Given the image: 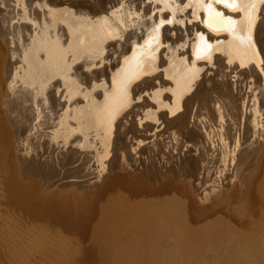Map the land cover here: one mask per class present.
Listing matches in <instances>:
<instances>
[{
  "label": "bare ground",
  "instance_id": "obj_1",
  "mask_svg": "<svg viewBox=\"0 0 264 264\" xmlns=\"http://www.w3.org/2000/svg\"><path fill=\"white\" fill-rule=\"evenodd\" d=\"M244 1L251 2V0H238V2ZM45 2L50 3V6L54 8L71 6L83 16L95 17L97 15L103 16L105 10L110 11L114 7H118L123 0H45ZM135 2L144 13L150 14L151 11L155 10L154 0H135ZM185 2H187V0H185ZM207 2L210 3L212 0H202V4H206ZM159 3L160 8L164 9L163 12H157V15L160 16V18H163L164 16L172 18V12L169 9L173 8L175 9L176 17L179 20V23L167 26L161 30L160 35L162 42L164 43L163 36L169 38L167 40L171 42L170 44H165L166 47L161 49L163 56L159 57L156 62L162 70H165L168 74L174 76L176 83L163 79L162 73L156 75L159 79L153 77L148 78L145 81L142 80L144 82H139V86H137V88L139 87L138 90H135L134 86L130 89L131 94L137 97L135 103L126 106L124 109H120L118 100L114 98L112 102V110L105 111L103 110L102 99V88L104 83L97 86L101 91L94 93L87 102L65 104L58 93L61 91V88H66L67 94L71 98L76 91V80L69 79L67 80V83H65V80L63 79L57 81V78L52 76L55 72L54 61L49 60L47 55L45 58L40 57V55H45L50 41L55 40L57 37L60 38L61 42L64 41V33L68 30L66 24H52L51 21H48L49 25L54 29L52 32H48L45 28L38 29L35 25H43L45 20L43 14L36 7L37 0H0V134L2 136L3 134H6L5 136L8 135L7 137L11 140L10 145L5 151L6 157L9 161L15 145L16 147H19L22 145L23 141L26 142L25 145H22L25 146L23 151L29 152L32 149L30 142L33 140V137L38 139L43 137L46 138L43 142L45 143V146L49 144L51 147H49V150L58 154L54 156V159L51 158L52 166H55V168H48L49 170L47 171L44 167L46 165L44 164H41V166L33 165L30 168L32 169L30 178L42 180L43 184L51 183V181H53L52 178L60 179L56 182L58 184L65 179L83 178L84 171L88 169H94L96 171L99 169L102 171L105 170L106 159H108L110 154H113L114 151V158L108 163L110 166L107 169L109 172L108 178L112 177V179L109 181L107 179L109 182L107 184L106 182H103L100 186L97 185V191L94 194V197L92 196L90 200H88L89 198L86 199L83 195L82 197L81 195L79 196V193L76 192V190H66L69 185L59 187V191L51 193L49 191L44 192V186L40 185L42 187H39V181L37 188L35 189V196L38 204L45 207L51 205L52 208L65 212V216L71 218L73 221L92 215L90 218L88 217V220L91 219V222L93 223H91L93 225V230L92 234H90L92 235V238H88V240H91L90 245L92 243V246L94 247L92 248L95 249L93 252L97 251L100 256V262H98L97 259L98 263L94 264H264V169H261L262 166L260 167L261 164L264 166L261 162L264 158L260 162L258 160L255 162L254 160L255 163L250 166H248V163L245 164L248 168V171L245 169V172L247 171L248 175L245 179L246 184L244 183V188L249 192L252 189L256 190L254 197H256L255 200L258 204L257 209L259 208V210L256 211L254 208L255 206L251 205V201L247 197L248 195H244V188L241 187L243 189V194L241 193L242 197L239 196L240 198L238 197L235 203L233 201L234 205L228 200L231 189L228 190V193L225 192L224 197L220 200V205L224 203L223 205L227 207V205H230L229 203H231V206L233 205L232 207H237L235 210L234 208L230 209L235 213H233V211L230 215L226 214L227 212L225 213V215H228L226 220H229L228 218H231L230 216L235 214L232 218L239 219L240 222L239 220L237 222L241 224H239L240 227L236 229V227L233 228L230 226H234L236 220L234 222L231 221L233 224H228L218 218L221 216H217V219H220L223 225H225L226 232L224 233L225 235L222 234V231V233L219 232L221 230L220 228L223 227L221 223L220 226L222 227L219 228L220 230L218 229V232L221 235L219 234V238L216 236V239L215 237L212 239L215 234L206 235L208 227L203 226L206 227V230L200 231L203 228H200L201 224H203L201 221L204 220L202 217V220L200 219L201 224H199L197 228H194L195 226L192 227V221L188 222V220L191 219H187L188 211L186 210L189 207L187 206V198L189 195V197H192L193 199V196L190 192L185 190L186 187L182 189L183 191L180 193L182 199L172 195L173 191L170 192L171 195H165L164 197L161 196L163 195V189L172 190L173 188L174 190L177 186L181 187L180 184L182 182L183 184L186 182L182 177H177L178 182L181 181L180 184L173 183L170 180H167V178L163 180V173H160L163 169L160 167L161 171L157 172L159 169L157 170L158 167L156 166L157 164H155L158 161L161 162L165 158H174L175 155H172L173 149H181L173 146V141L179 142L178 136L187 139V143H191L193 148H200L199 155H197L198 157L195 156V158L197 157L196 160L192 155V152L194 154L195 150L193 151L191 146V150L189 151H191V155L194 158V160L191 158L193 162H191L192 166L190 165V167H192L191 169L197 174L195 177L203 174L202 180L204 182L201 181L202 188L206 186L209 187L203 188L200 193L199 203L202 205L209 203L211 198L216 201L217 204L219 203L218 198L222 195L219 192L223 190L226 179L233 177L235 180H238L241 176L243 178V174L238 178L240 168L244 169L245 167H243V163H246V161L243 162L242 159L240 160L241 156L238 157L240 155H238V153H240L238 150L242 148V141L245 144L246 142H249L247 139L251 137V135L257 139L255 134L257 135L259 131L261 134L264 133V63H261V61H264V14H262L261 11L264 9V5L257 2L256 11L253 13L254 27L251 32L253 47L250 51L245 46L241 45L240 42L226 29L217 32L214 31V38L212 35L207 36L208 41L210 39L213 41L214 39H218V37L220 41L219 44L212 45L210 50L201 54V58H206L207 56H210V59L216 58V61L208 66L213 67L217 65V68L221 69L220 72L216 68V71H218L216 72L217 74H215L217 77L219 76V79L217 80L208 75L211 77L209 79L208 76L205 75L207 74L206 71L211 73L209 72V69L205 71V74L200 72L197 73L194 67L190 68L188 65L185 66L183 61L178 60L181 51L190 54V51L197 48L199 44L198 33H200L199 31L202 29L197 27L200 26L202 28L203 20L207 18L203 7H198L195 0H193L192 7L188 9H185L182 6L176 8V4L179 3V0H159ZM215 6H217L218 9H223L225 12L224 14L233 19H235L234 17L242 16V18L237 19V34H239V22L243 20V13L241 11L226 9L222 5ZM133 15H135V9L133 8L130 13L128 7H125L120 13H114L112 18L108 21L107 26L93 29V32L96 34L95 39L93 38L92 32H89L86 29H80V39L83 40V44L80 45V47L84 51H91L94 49L102 50L101 54L103 56L105 55L106 49L109 47H115L112 50V56L117 60L121 58L122 54H129V49L137 43L138 37L140 36L141 25L151 22L145 21L143 17H139L133 21ZM153 19H155V17H153ZM117 29L120 31L119 42L110 38V33ZM224 32L230 34L228 37L229 40H227L226 43L221 42L225 35ZM149 35H151L150 30H148L145 35V39H147ZM108 42H111V44L107 45ZM186 48L188 49L186 50ZM166 49H171V51ZM212 50L218 52V57L217 55L211 57V55L208 54L211 53ZM105 57L107 58V61H109L108 54ZM223 57H225V59ZM188 58H193L197 61L195 56L190 57L189 55ZM229 61H231V63ZM242 62L244 66H241ZM257 65H259V67H257ZM77 67H79V65ZM112 69L113 68H110L109 64H106L105 67L95 69L92 73L81 74L80 79H84L86 82H94L100 77L107 76L110 80L112 72H110L109 75V71ZM213 69L215 70V67ZM213 69L212 71H214ZM193 73H195L194 80ZM48 76H52L53 82H58L59 87L53 88L49 85L42 89L41 85L46 83V77ZM198 76L199 78H197ZM239 77L241 79H239ZM188 84L191 85V90L184 91L185 86ZM168 88L176 90L181 94L179 100L180 110L176 111L175 114L169 109H174L177 106V97L173 95L172 91L166 90ZM137 102L140 103L138 104ZM29 104L30 106H28ZM113 110L116 111L115 116L112 115ZM161 110L165 111L160 117L158 116V112ZM180 112L182 113L178 114ZM131 116L132 123L129 127H126L125 121ZM169 116L175 117L174 120L168 121ZM160 120L166 125L165 130L162 131L161 129V131L163 132V136L167 134V137L164 139L165 143L164 141L163 143L159 141H157L158 143L154 142L155 144H153L154 146H152L151 150H148L146 149L147 147L145 148L143 146L145 148L144 155L149 153V155L152 156L150 157L151 161L149 167L147 165L148 168H144V171L138 175V178L135 176L134 180L131 181L118 177V172L117 174L114 173L116 174L115 176H113V174L111 175L110 173L112 169L124 167V164L122 163L123 161H126L127 163L129 161H138L135 160L137 150H132V148H138L140 147L139 145L141 142L151 140L152 138L149 134L156 136L155 132L159 128V125L157 126L156 124L159 123ZM117 121H121L119 125L116 123ZM148 121L150 124H145V122ZM151 122L153 124H151ZM241 126L243 131L241 130V133L238 131L237 135V130H239ZM253 129H255L253 131L255 134H252L253 132L251 130ZM28 133L30 134L26 137ZM239 133L243 134V137ZM130 135L132 141L128 137ZM88 138H93L92 142L88 141ZM129 141L139 142L138 144L131 145L128 143ZM185 141L186 140H184V142ZM180 144H182V142ZM180 147L182 146L180 145ZM9 148L11 149L9 150ZM113 148H115V150ZM185 148L187 149V147ZM260 148L262 149L263 147L261 146ZM139 151L141 152V150ZM178 151L177 153H180V151ZM187 151L188 150H186V153ZM189 151V154L187 153L188 156L190 155ZM118 152H123V156H121L122 153L119 155ZM256 152L258 153V150H256ZM195 153L197 154V151ZM248 153H250V151ZM257 153H255L256 156L258 155ZM0 156L2 157V155ZM181 157H179V160L183 158ZM251 157H253V155ZM3 160L1 163H3ZM184 160L186 163L188 162V160ZM239 160L242 161V164H240ZM182 162L183 160L179 163ZM185 162L183 163L184 165ZM172 163L174 162L172 161ZM200 163L203 164L200 165ZM183 164L182 166L185 167ZM76 165H78V167L75 168ZM188 165L189 162L187 166ZM165 168H167V166H165ZM181 173L179 175H181ZM186 173L188 172L186 171ZM228 173H232V175L229 177ZM0 178L3 180L4 176L2 175ZM172 178L175 179L176 177ZM132 181L135 182L136 185L140 181L145 183L150 182L154 185L159 183L161 185L160 189H158V187L157 191H153L155 193L157 192V195L158 193H161L159 190L163 188L161 190V195H159L161 197H156V195H154L155 193L150 192L151 188L147 190L153 195L151 196L150 194L147 196L145 194L147 193V190H145L146 192L144 191V195H146V198H142L143 200L140 201H138V199H136V201H134L135 199L133 201L125 199L123 198L122 192V196L117 197L118 195L115 194V190L113 191L114 187L118 183L120 184H118L119 187L122 186V184H125L124 186L126 187L132 184ZM6 182L7 181L4 183ZM6 184L4 186L5 191L8 189ZM185 185L189 186V183H186ZM192 185H194L193 182ZM55 186L56 184L51 188L53 189ZM119 187L116 186V188ZM183 187L184 186L181 188ZM191 188L193 189V187ZM119 189H121V187ZM111 190L114 195H106ZM232 190L235 189L233 188ZM254 190H252V192ZM9 191L5 192L6 195ZM15 192H17V190H15ZM93 192L95 191L93 190ZM133 192L134 190H132V194ZM168 192L169 191L166 193L169 194ZM179 192L180 191H178V193ZM238 192H241V190ZM124 193L125 196L127 195L128 197L129 192L126 194L124 191ZM136 193L137 192L134 194ZM117 194H120V192ZM248 194H251V192ZM180 195L177 194V196ZM198 195L199 194H196V197ZM138 196L139 195H137V197ZM224 198L226 199L222 202ZM10 204H12V202ZM211 207H213L212 204ZM218 208L221 209L219 206ZM47 211H49L48 208ZM189 212H191V209ZM192 213L193 212H191V214ZM207 215L209 214L207 213ZM207 215L205 216L207 217ZM216 215L218 214L216 213ZM66 217L64 219H66ZM207 218L209 219V217ZM195 219L197 220V218ZM213 220L210 221L213 222ZM50 222L52 223V221ZM193 222L194 225L195 221ZM206 222L209 223V220ZM206 222L205 224H207ZM211 222L209 223L210 226ZM214 222L216 223L217 221L215 220ZM212 224L213 227H215V224ZM237 224L238 223L235 225ZM40 225H36L39 229L31 228L33 230L30 231V234L31 232L36 233L35 235L33 234V236L30 234L28 235V229L26 231V229L21 227H18L21 229H18V231L16 230L17 232H11L9 228H6L5 230L1 229L0 242L3 248L10 253H13L15 256L18 254L21 257L22 252H26L32 248L37 249V247H41L39 245V240V242L37 241L38 243H33L34 241L32 242V239L37 240L39 238L45 239V241L47 240L46 243H48V246L45 245L43 250L47 251L48 255L51 253L54 246L66 245L65 240H67L68 237H64L67 238L64 239L60 234H56L57 238L50 243V236L48 237L49 232L45 231L44 227L46 225L43 227H40ZM79 225L75 226L80 227ZM33 226L35 228V225ZM82 226L80 228H82ZM26 228L28 227L26 226ZM199 228L200 230H198ZM210 228L213 233V230L215 231V229H212V226ZM72 232L75 231L72 230ZM76 232L81 233L79 230ZM88 232L89 231H87V234L89 235ZM49 234H51V232ZM53 235L51 234V238ZM86 238L87 237L84 239ZM69 239L71 240V238ZM69 239L68 242L70 241ZM70 244L72 245V243ZM74 245L76 247V241ZM90 245L88 244V246ZM78 246L72 248L76 250ZM43 250L41 249V251ZM86 250L85 253H87ZM72 251L74 254H78L77 251L79 250L77 249L75 252L72 249ZM80 251L79 254L83 255ZM53 252L52 255L54 256ZM29 253L31 252L29 251ZM26 254H28V252ZM71 256L72 255L70 254V257ZM98 257L95 256V258ZM25 258H27V256L24 257V260ZM81 258L83 259V256ZM89 258L90 257H88V259ZM59 259L60 258H58V260ZM64 260L68 261L69 259ZM92 260L93 259H91V262ZM69 261L70 264H74L73 262L75 260L73 262L71 260ZM91 262H89V264H92L94 261ZM22 263L24 264L23 260L21 264ZM27 264H32V262L27 260ZM84 264H86V262Z\"/></svg>",
  "mask_w": 264,
  "mask_h": 264
},
{
  "label": "rangeland",
  "instance_id": "obj_2",
  "mask_svg": "<svg viewBox=\"0 0 264 264\" xmlns=\"http://www.w3.org/2000/svg\"><path fill=\"white\" fill-rule=\"evenodd\" d=\"M244 2H247V1H244ZM208 3V2H207ZM206 3V4H207ZM213 7L216 9V10H218V11H221V12H223V13H225L224 11H223V9H218V7L217 6H215L214 4H213ZM57 8H61V7H57ZM168 12V11H167ZM166 12V13H167ZM240 12V11H239ZM169 13V12H168ZM171 18V17H170ZM235 19H240V18H242V16H240V17H234ZM201 23H202V20H201ZM168 25H166L165 27H167ZM164 27V28H165ZM197 28H200V29H202L201 31H199L200 33H203L204 35H205V37L207 38V36H211L212 35V37L214 38L215 36H214V31H212V32H210L207 28H205L204 27V24H203V26H202V28L199 26V27H197ZM225 31V30H224ZM215 32H217V31H215ZM225 33V35L223 36V41H221V42H227V40H229V35L230 34H228L227 32H224ZM109 38V37H108ZM167 39H169V38H165L164 36H163V41H164V44H170V42L171 41H169V40H167ZM26 42H27V39H26ZM211 45H216V44H219L220 43V41H219V37H218V39H214L213 41L210 39L209 41H208ZM111 44V42H108L107 43V45H110ZM115 47H109L108 49H106V52H105V55L104 56H106L107 54H108V58H109V61H107V63L106 64H109V66H110V68H114L115 67V65H116V62H114V61H116L117 59H114V56H112V50L114 49ZM188 48H186V50H187ZM185 50V51H186ZM161 51V50H160ZM181 52H183V51H181ZM191 52V51H190ZM183 53H185V52H183ZM209 55H211V57H213V55H217V57H218V52L216 51V50H212V52L211 53H208ZM128 56H131V52L128 54ZM40 57H43V58H45L46 57V54L45 55H40ZM190 57H191V55H190ZM208 57L209 56H207L206 58H200V59H197V61L196 60H194L193 58H191V64H188V66L190 67V68H193L194 67V69L197 71V73H203V74H205V71L206 70H208L209 69V72H211V73H208L207 71H206V73L207 74H205L206 76H212L213 78H216L217 80L219 79V76L217 77L216 76V72L219 70L220 72H221V69H219V68H217V65H215V66H208V65H210V64H212V63H214L215 61H216V58L215 59H210V61L208 60ZM224 59H225V57H223ZM190 59V58H189ZM178 60H180L179 58H178ZM182 61V60H181ZM78 66V65H77ZM215 67V70L213 69ZM216 68L218 69L217 71H216ZM193 69V70H194ZM212 69L214 70V71H212ZM227 69V68H226ZM211 70V71H210ZM227 71V70H226ZM229 71V70H228ZM110 72H112V70H110L109 71V75H110ZM213 72V73H212ZM216 73V74H215ZM159 74H161L160 72H158L156 75H159ZM213 74V75H212ZM204 75V76H205ZM215 75V76H214ZM205 76V77H206ZM208 76V78L210 79L211 77H209ZM197 78H199V76L197 77ZM207 78V79H208ZM146 79H148V78H146ZM145 79V80H146ZM239 79H241L240 77H239ZM144 80V81H145ZM144 81H142V82H144ZM110 82V80L108 79V77L107 76H105V77H100L99 79H96V81H94V82H92L93 84H95L96 86H100V85H102L103 83L104 84H107V83H109ZM141 82V83H142ZM103 84V85H104ZM134 88H135V90H138V88H137V86H134ZM246 100V99H245ZM137 101V100H136ZM138 104L140 103V102H137ZM27 105V104H26ZM28 106H30V104L28 105ZM129 110H131V109H129ZM134 110H136V109H134ZM165 110H161L160 112H158V116H162L163 115V112H164ZM182 112H180V113H178V114H181ZM129 119H127L125 122H126V127H129L130 126V124L132 123L131 122V118H132V116L131 117H128ZM169 118V120L168 121H170V120H174V118L175 117H171V116H169L168 117ZM120 122L121 121H117L116 123L119 125L120 124ZM242 122H243V119H242ZM246 122V121H245ZM147 123H149L150 124V122L148 121V122H145V124H147ZM116 124V125H117ZM151 124H153L152 122H151ZM247 124V123H246ZM117 125V126H118ZM157 126L159 125V128L157 129V131L155 132V135L157 136V140H156V136H152V134H149L150 136H151V140H146L145 142L143 141V142H141L140 143V147H138V148H136V147H133L132 148V150L133 149H136L137 150V156H135V160H138L139 162H140V164H139V162L138 161H129L128 163L126 162V161H123L122 163L124 164V167H120V168H114V169H112V171H111V175L113 174V176H115L116 174H117V172H118V174H117V176L118 177H121V178H123V179H128V180H134V177L135 176H137L136 178H138V175H140V173H142L143 171H144V168H148L149 167V163H150V161H151V158L150 157H152V156H150L149 155V153H147L146 155L148 156V159H147V156L146 155H144L145 153V148L146 149H152V146H154L153 144H155V143H158L157 141H159V142H162L163 143V141H164V143H165V138L167 137V134L165 135V136H163V132L162 131H164L165 130V127H166V125L163 123V121L162 120H160L159 121V123H157L156 124ZM246 126V125H245ZM251 128V127H250ZM161 129H162V131H161ZM252 129V128H251ZM243 131V129H242V126L240 127V129L239 130H237V135H238V131L241 133L242 131ZM255 129H253V130H251L252 132L254 131ZM260 130V129H259ZM263 131H264V129H263ZM46 132H50V131H46ZM31 133H33V132H31ZM239 133V134H240ZM30 133H28L27 135H26V137L29 135ZM252 134H255V132H253ZM6 135V134H5ZM4 134H3V136L0 134V155H2V157L0 158V177L3 175L4 176V178H3V180H5V181H7L6 183H4L5 181H3V180H1V178H0V196H2V197H0V230L1 229H6V228H9L10 229V231L11 232H17L18 231V229H21V228H23V229H26V231H27V229H28V235L30 234V231L31 230H33V229H39L37 226H39L40 224V227H43L44 225H46V226H44L45 227V231H47V232H51V234L53 235V233H54V235L52 236V238H51V234H49L48 233V237L50 236V239L51 240H49L50 241V243L53 241V240H55L57 237H56V234H60V235H62L63 236V238L64 237H68V239L69 238H71V240H72V242H71V240L68 242V239L67 238H64V239H67V240H65L66 242H65V244L66 245H63V246H59V245H56V246H54L53 248H52V251H51V253H49V255L47 254V251H44L43 250V248H44V246L45 245H47L48 246V243H46L47 242V240L45 241V239H32L31 241L33 242V243H38L39 241H40V243L42 244H40L39 243V245L41 246V247H37V249H30V250H27L26 252L24 251V252H22V256L20 257V255H14L13 253H10L8 250H6V249H4L3 248V246H2V244H1V242H0V264H21V262H22V260L24 261V264H27V260L29 261H31L32 262V264L34 263V264H52V263H54V264H66V262H67V264H70V261L69 260H71L74 264H80V262H81V264L83 263V261H84V263L86 262V264L88 263L89 264V262H91V259H93L92 260V264H94V263H98V262H100L99 261V259H100V256H99V254L97 253V251H95V252H93V250H95V249H93L94 247L92 246V243H91V245H90V241L88 240V238L89 239H91L92 237V235H90V234H92V230H93V223L91 222V219L90 220H88V217L90 218V216H92V215H88V216H85V218H79L77 221H73L71 218H69V217H66L65 215V212H62L61 210H59V209H54V208H52L51 207V205H48V206H41L40 204H38V201H36V191H35V189L37 188V184H38V182H39V187H42V186H44V192H53V193H55V192H57V191H59V187H63V186H65V185H69V187H67V189L66 190H76V192H78L79 194V196L81 195V197H82V195L83 196H85V198L86 199H88V200H90V198L93 196L94 197V194L96 193V188H97V185L98 186H100V184H103V182H106V184L107 183H109L108 181L109 180H111L112 179V177L111 178H108V175H109V172H108V168H109V166L110 165H108V163H110V161L114 158V156L113 155H115V153H114V151H113V154H110V156H109V158L108 159H106V165H105V170H98V171H96V170H94V169H92V170H85L84 171V173H83V178H80V179H77V178H72V179H65V180H62V181H60L58 184L56 183L57 181H59L60 179H55V178H52L53 179V181H51V183H48V184H46V183H42V180H39V179H34V178H30V174H31V172H32V169H30L33 165H36V166H41V164H44V165H46V166H44L45 167V169L48 171L49 169H53V168H55V166H52L53 164H52V162H51V158H55L54 156H56V155H58L57 153H53L51 150H49V147H50V145L48 144L47 146H45V143H43L45 140H46V138H34L33 137V140L30 142V144L32 145V149H31V151H29V152H25V151H23L24 150V147L25 146H22V145H25L26 144V142L25 141H23L22 142V145L21 146H19V147H16V145H15V147H14V151L13 152H11L12 154L10 155V160L8 161V159H7V157H6V148L10 145V143H11V140L9 139V137H7V136H5ZM242 137H243V134H240ZM261 135V136H260ZM50 136V135H49ZM160 136V137H159ZM255 136H257V139H256V137H252V135H251V137H249L247 140H249V142H246L245 144H244V142L242 141V148H244L243 150H241L242 148H240V150H238L240 153H238V157H240V160L242 159V161L243 162H245L246 161V163H243V167H245L244 169L243 168H240V171H239V174H238V178H239V176H241L242 174H243V178H242V176L239 178V179H241V180H235V178H233V177H230L231 175H232V173H228V176L230 177V178H228V179H226V181L224 182V187H223V190H221V192H219V193H221L222 195H220V197L218 198V200H219V203L217 204L216 203V201H214L212 198H211V201H209V203H207V204H204V205H202V204H200L199 203V201H200V193H201V191L203 190V188H209V187H203L202 188V182H204L203 180H202V178H203V174H201L200 176H198V177H195V176H197V174L195 173V171H193L191 168L192 167H190V165L192 166V163L191 162H193L192 160H191V158L194 160V158H195V156H197V155H199L198 153H199V149L196 147V148H193L192 147V144L191 143H187V139H185L184 137H182V136H178V138H179V142H175V141H173V143L175 144H173V146H175V148H177V147H179V148H181V149H175V150H179L180 151V153H177V151H175L174 149H173V151H172V155H175L174 156V158H168V159H163L161 162L160 161H158L157 163H155V164H157L156 166L158 167L157 168V172H160L161 171V169H160V167L163 169L162 170V172H160L161 174H162V177H163V180H165L166 178H167V180H170L171 182H173V183H181V181L180 182H178V178L177 177H182V179L183 180H185V182L186 183H189V186H186L185 184H183V182L180 184L181 185V187L182 186H184L183 188H181V187H179V186H177L176 188H174V190H173V188H172V190L171 189H166V190H164L163 188V195H161V193H162V191L161 190H159L161 193H158L157 195H156V193L154 192L155 190L157 191L158 189H160V187H161V185L159 184H157L156 183V185H154L153 183H150V182H142V181H140V182H138V184L136 185L135 184V182H133L132 181V184H130V185H128V186H124L123 184H122V186H120L121 187V189H119L120 187L118 186V184L116 185L117 187H119V188H116V186L114 187V189H113V191L115 192V194L116 195H118L117 197H120V196H122L121 194L123 193V198H125V199H130V201H133L134 199V201H136V199H138V201H140V200H143V199H145L146 198V195L147 196H149L150 194H151V196L153 195L152 193H155L154 195H156V197H158L159 195H161L162 197H164L165 195L166 196H168V195H171L170 194V192L171 191H173V193H172V195H174L175 197H177V198H180V199H182V197H181V195H180V193H181V191H183L182 189H184L185 187V190H187V192H190V194L193 196V199H192V197H189V195H188V198H187V206H189L188 207V209L186 210V211H190V209H191V212H193L192 214H191V212H187V219H191V220H188V222L189 221H192L191 222V224H192V227H194V228H197L198 226H199V224H201L200 223V221L202 220V219H204V220H202L201 222L203 223V224H201V226H200V228H202L203 226H206V227H208V231H206V232H204V233H206V235L208 234V235H211V234H215L214 236H213V238L212 239H214V237H215V239H216V236H217V238H219V234L220 233H222V234H224L225 232H226V229H225V225H223V223L220 221V219L224 222H227L228 224L230 223V224H233V222L235 221V223H234V226L233 225H230V226H232L233 228L234 227H236V229L237 228H239L240 227V225L239 224H241V223H239L240 222V220H239V222H237L238 220L237 219H235V218H232V217H234V215H231L230 217L231 218H228L229 220H226L227 218L226 217H228V215H230V214H232V211L230 210V209H232V208H234V210L235 209H237V207L235 206V207H232L233 205H234V203L236 202V200L238 199V197L240 196V197H242V194L244 193V195L246 194V196L249 198V200L251 201V205H253V206H255L254 208L256 209V211H258L259 210V208L257 209V206H258V204L256 203V200H255V198L256 197H254L255 196V192H256V190H254V189H252V190H254L253 192H252V190H250V192H251V194H248V193H250L249 191H246L245 190V179H246V176L248 175V168L246 167L247 165H245V164H247L248 163V166H250V165H252L253 163H255V162H257V160L260 162L263 158H264V133L263 134H261V132L259 131L258 132V134L256 135L255 134ZM263 136V137H262ZM129 137V139H131V135L130 136H128ZM162 137H163V139H162ZM245 137V136H244ZM184 138V139H183ZM92 139L93 138H88V141H90V142H92ZM182 139H183V141H182ZM254 139V140H253ZM6 140V141H5ZM154 140H156V141H154ZM184 140H186L185 142H184ZM256 140V141H255ZM259 140V141H258ZM131 141H132V139H131ZM131 141H129L128 143L129 144H138V142L140 141H138V142H135V141H133V142H131ZM149 141V142H148ZM253 141V142H252ZM255 141V142H254ZM155 142V143H154ZM166 142H167V140H166ZM182 142V144H180ZM2 143H3V145H2ZM147 143V144H146ZM5 144V145H4ZM187 144H188V146H187ZM148 145V146H147ZM179 145V146H178ZM180 145L182 146V147H180ZM185 145V146H184ZM11 146H12V144H11ZM42 146V147H41ZM145 148H144V147ZM190 146H191V149H193V151L195 150V152L197 151V154L194 152V154H193V152H192V155H193V157H192V155H191V151H189V150H191L190 149ZM263 147L262 149L260 148V147ZM141 147H143V148H141ZM185 147H187V149L185 148ZM189 147V148H188ZM51 148V147H50ZM100 148V147H99ZM141 148V149H140ZM258 148H260V149H258ZM3 149V150H2ZM11 148H9V150H10ZM44 149V150H43ZM114 150H115V148H113ZM42 150V151H41ZM49 150V151H48ZM64 150V149H63ZM139 150H141V152L139 151ZM186 150H188L189 152H190V155L188 156V151H187V153H186ZM252 150V151H251ZM256 150H258V153L256 152ZM260 150V151H259ZM65 151V150H64ZM178 151V152H179ZM250 151V153H248ZM139 152V153H138ZM143 152V153H142ZM185 152V153H184ZM244 152V153H243ZM253 152V153H252ZM48 153V154H47ZM119 153V155L121 154V156H123V152H118ZM174 153V154H173ZM246 153V154H245ZM249 155H248V154ZM255 153H257L258 155L256 156L255 155ZM134 154V153H133ZM177 154V155H176ZM112 155V156H111ZM143 155V156H142ZM183 157H181V156ZM186 157H185V156ZM246 157H245V156ZM253 155V157H251ZM28 156V157H27ZM49 156V157H48ZM53 156V157H52ZM146 156V157H145ZM243 156V157H242ZM263 156V157H262ZM5 157V158H4ZM142 157V158H141ZM179 157H181L182 159L181 160H179L180 158ZM190 157V158H189ZM198 157V156H197ZM197 157L195 158V160L197 159ZM257 159H256V158ZM140 158V159H139ZM150 158V159H149ZM177 158V159H176ZM244 158V159H243ZM255 158V159H254ZM259 158V159H258ZM261 158V159H260ZM3 160V163H1L2 162V160ZM170 159V160H169ZM176 159V160H175ZM184 159H186V160H188V162H189V165L187 166V164H188V162L186 163L185 162V160ZM36 160V161H35ZM165 160H166V162H165ZM183 160V162L182 163H179V162H181ZM239 160V161H240ZM253 162H252V161ZM254 160H255V162H254ZM40 161V162H39ZM172 161L175 163H172ZM242 161H240V164H242L241 162ZM249 161V162H248ZM251 161V162H250ZM4 162H5V164H4ZM46 162H47V164H46ZM185 162V165L183 164ZM263 164H264V159H263V161H261ZM11 163H12V165H11ZM93 163V162H92ZM137 163V164H136ZM147 163V164H146ZM163 163V164H162ZM2 164V165H1ZM29 164V165H28ZM130 164V165H129ZM160 164V165H159ZM182 164L185 166V167H183L182 166ZM203 163H200V165H202ZM5 165V166H4ZM9 165V166H8ZM14 165H15V167H14ZM49 165V166H48ZM90 165V164H89ZM88 165V166H89ZM143 165H144V167H143ZM147 165H148V167H147ZM12 166V167H11ZM18 166H19V168H18ZM52 166V167H51ZM165 166H167V168H165ZM172 166V167H171ZM181 166V167H180ZM262 166V167H261ZM8 167V168H7ZM17 167V168H16ZM43 167V168H44ZM51 167V168H50ZM76 167H78V165H76L75 166V168ZM137 167H139V168H137ZM164 167V168H163ZM190 167V168H189ZM211 167V166H210ZM242 167V166H241ZM260 167H261V169H264V166L261 164L260 165ZM27 168V169H26ZM49 168V169H48ZM188 172V173H186V171L184 170V169ZM188 168V169H187ZM2 169H3V171H2ZM15 169V170H14ZM25 169V170H24ZM165 169V170H164ZM245 169L247 170L246 172H245ZM260 169V170H261ZM17 170V171H16ZM132 170V171H131ZM142 170V171H141ZM146 170V169H145ZM167 170V171H166ZM171 170V171H170ZM182 170V171H181ZM189 170H191V171H189ZM100 171H102L101 173H99ZM170 171V172H169ZM1 172H3V173H1ZM22 172V173H21ZM27 172V173H26ZM38 172H40V171H38ZM127 172V173H126ZM172 172V173H171ZM181 173V175H179L180 173ZM244 172V173H243ZM114 173H116V174H114ZM120 173V174H119ZM123 173V174H122ZM165 173V174H164ZM179 173V174H178ZM201 173H203V172H201ZM2 174V175H1ZM9 175V176H7V175ZM15 174V175H14ZM20 174V175H19ZM22 174V175H21ZM25 174V175H24ZM171 174V175H170ZM175 174V175H174ZM196 174V175H195ZM27 175V176H26ZM89 175V176H88ZM177 175V176H176ZM183 175H185V176H183ZM24 176V177H23ZM186 176H187V178H186ZM263 176V175H262ZM261 176V177H262ZM8 177V178H7ZM13 177V178H12ZM52 177H54V176H52ZM86 177V178H85ZM101 177V178H100ZM160 177H161V175H160ZM172 177H176L175 179H173ZM260 177V178H261ZM19 178V179H18ZM90 178V179H89ZM96 178V179H95ZM192 178V179H191ZM196 178V179H195ZM259 178V179H260ZM18 179V180H17ZM107 179H108V181H107ZM155 179V178H154ZM191 179V180H190ZM9 180V181H8ZM15 180V181H14ZM29 180V181H28ZM90 180V181H89ZM243 180V181H242ZM202 181V182H201ZM235 181V182H234ZM18 182V183H17ZM28 182V183H27ZM81 182H83V183H81ZM87 182V183H86ZM129 182V181H128ZM192 182H193V184L194 185H192ZM234 182V183H233ZM201 183V184H200ZM240 183V184H239ZM245 183V184H244ZM3 184V185H2ZM5 184H6V187L8 188V189H6V191H9V192H7V195H6V191L4 190V186H5ZM25 184V185H24ZM28 184V185H27ZM54 184H56V186L52 189L51 187L54 185ZM79 184V185H78ZM81 184V185H80ZM183 184V185H182ZM233 184V185H232ZM235 184H236V187H235ZM2 185V186H1ZM18 185V186H17ZM40 185H42V186H40ZM48 185V186H47ZM58 185V186H57ZM74 185V186H73ZM120 185V184H119ZM143 185V186H142ZM190 185H192V186H190ZM231 185V186H230ZM22 186H24V187H22ZM32 186V187H31ZM137 186V187H136ZM157 186V187H156ZM239 186V187H238ZM11 189H10V188ZM27 187H29V188H27ZM75 187V188H74ZM132 188V190H134V192H133V194L135 193V192H137L136 194H132V190H131V188ZM136 187V188H135ZM152 187H153V189H152ZM159 187V188H158ZM189 187V188H188ZM191 187H193V189L191 188ZM244 188V190L242 189V188ZM79 188H81V189H79ZM94 188V189H93ZM124 188H125V190H124ZM134 188V189H133ZM142 188V189H141ZM151 188V189H150ZM158 188V189H157ZM178 188H179V190H178ZM188 188V189H187ZM235 189V190H232V189ZM256 188V187H255ZM22 189V190H21ZM31 189H32V191H31ZM126 189H127V191L129 192V195H128V197H127V195L125 196V193H124V191L126 192V194H128V192L126 191ZM137 189V190H136ZM150 189V192H152V193H150L148 190ZM181 189V190H180ZM191 189V190H190ZM231 189V190H230ZM15 190H17V192H15ZM93 190L95 191V192H93ZM118 190H119V192H120V194H117V193H119L118 192ZM145 190H147V193H145L146 195H144V191ZM152 190V191H151ZM154 190V191H153ZM180 191L179 193H178V191ZM227 190V191H226ZM228 190H230V194H229V197H228V200H230V202L231 203H233V201H234V203H233V205L231 206V203H229L230 205H227L226 203V205H227V207H225V205H220L221 203H220V200H222V198L224 197V195H225V192L226 193H228ZM241 190V192H238V191H240ZM242 190H243V193H242ZM5 191V192H4ZM14 191V192H13ZM26 191V192H25ZM131 191V192H130ZM167 191H169L168 193L169 194H167L166 192ZM175 191V192H174ZM194 191V192H193ZM19 192H21V193H19ZM43 192V193H44ZM65 192H69V191H65ZM93 192V193H92ZM122 192V193H121ZM146 192V191H145ZM148 192H149V194H148ZM9 193V194H8ZM10 193H11V195H10ZM92 193V194H91ZM176 193V194H175ZM199 194L197 197H196V194L195 195H193V194ZM242 193V194H241ZM18 194V195H17ZM177 194L178 195H180V196H177ZM231 194H233V195H231ZM237 194V195H236ZM252 194H253V196H252ZM106 195H114V193L112 192V190L111 191H109ZM137 195H139L138 197H137ZM214 195V194H213ZM4 196H6V197H4ZM35 196V197H34ZM90 196V197H89ZM130 196V197H129ZM132 196H134V197H132ZM145 196V197H144ZM161 196H159V197H161ZM11 198V199H9V198ZM32 197H34V198H32ZM105 197H107V196H105ZM127 197V198H126ZM195 197V198H194ZM239 197V198H240ZM244 197V196H243ZM251 197V198H250ZM5 198H7V199H5ZM28 198V199H27ZM143 198V199H142ZM234 198V199H233ZM254 198V199H253ZM225 199L226 198H224V200L222 201V202H224L225 201ZM6 201V202H5ZM32 201V202H31ZM12 202V204H10V203ZM34 202V203H33ZM189 202V203H188ZM214 203H215V205H214ZM254 203V204H253ZM211 204H212V206L214 207H211ZM255 204H257V205H255ZM8 205V206H7ZM196 205V206H195ZM217 205V206H216ZM218 206L221 208V209H219L218 208ZM222 206V207H221ZM40 207V208H39ZM207 207V208H206ZM47 208H48V210L49 211H47ZM217 210H216V209ZM197 209V210H196ZM215 209V210H214ZM40 210H42V211H40ZM210 210H212V211H210ZM221 210V211H220ZM227 210H229V211H227ZM50 211H51V213H53V214H51L50 213ZM205 211V212H204ZM209 211V212H208ZM215 211V212H214ZM220 211V212H219ZM213 212V213H212ZM220 214H219V213ZM227 212V213H226ZM46 213V214H45ZM50 213V214H49ZM200 213V214H199ZM206 213V214H205ZM207 213L210 215H207ZM216 213L218 214V215H216ZM221 213H224V214H221ZM225 213L226 214H228V215H225ZM233 213H235L234 211H233ZM193 214H195V215H193ZM202 214V215H201ZM216 215V217H215V215ZM43 215V216H42ZM46 215H48L49 217H52V218H49L48 216H46ZM51 215V216H50ZM197 215V216H196ZM199 215V216H198ZM201 215V216H200ZM205 215H207V217H209V219L205 216ZM214 215V216H213ZM225 215V216H224ZM55 216V217H54ZM192 216V217H191ZM193 216H194V219H193ZM217 216H221V217H218V218H220V219H217ZM223 216V217H222ZM57 217V218H56ZM66 217V219H64ZM191 217V218H190ZM201 217H202V219H201ZM212 219H211V218ZM47 218V219H46ZM49 218V219H48ZM87 218V219H86ZM195 218H197V220L195 219ZM207 218V219H206ZM213 218H214V220H213ZM81 219H82V221H81ZM199 219V220H198ZM201 219V220H200ZM232 219H234V220H232ZM66 220V221H65ZM80 220V221H79ZM86 220H88V221H86ZM208 221L209 220V223L213 220V222H211V226H212V229H215V231L213 230V233H212V230H211V226H210V224L209 223H207L206 221ZM211 220V221H210ZM217 221L216 223L214 222V221ZM220 222H219V221ZM50 221H52V223L50 222ZM79 221V222H78ZM84 221V222H83ZM193 221H195V224L193 225ZM231 221H233V222H231ZM242 221V220H241ZM50 222V223H49ZM71 222V223H70ZM74 222V223H73ZM83 224H82V223ZM89 224H87V223ZM199 222V223H198ZM205 222L209 225H207V224H205ZM44 223V224H43ZM86 223V224H85ZM92 223V224H91ZM212 223H214L215 224V227H213V224ZM222 223V224H221ZM236 223H238L237 225H235ZM13 224V225H12ZM56 224V225H55ZM80 224V225H79ZM190 224V223H189ZM190 224V225H191ZM219 225V227H218V225ZM220 224L224 227V229H223V227L222 226H220ZM11 225V226H10ZM19 225H22V226H19ZM33 225H35V228H34V226ZM37 225V226H36ZM71 225V226H70ZM74 225V226H73ZM75 225H79L80 227L82 226V228H80V227H78V226H75ZM92 225V226H91ZM239 225V226H238ZM16 226V227H15ZM26 226L28 227V228H26ZM88 226V227H87ZM90 226V227H89ZM238 226V227H237ZM15 227V228H14ZM18 227H21V228H18ZM46 227H48V228H46ZM76 229H75V228ZM87 227V228H86ZM206 227H203L202 228V230H200V228L198 229V230H200V231H205L206 230ZM218 227V228H217ZM220 227H222V228H220ZM12 228V229H11ZM31 228H33V229H31ZM78 228V229H77ZM89 228V229H88ZM92 228V229H91ZM209 228H210V230H209ZM217 228V229H216ZM221 230H220V229ZM30 229V230H29ZM60 229V230H59ZM73 231H75V232H72V230ZM75 229V230H74ZM81 229V230H80ZM220 231H219V230ZM17 230V231H16ZM81 231V233H79V232H76V231ZM84 230H86V231H84V233H83V231ZM69 231V232H68ZM87 231H89L88 233H89V235L87 234ZM220 233H219V232ZM222 231V232H221ZM209 232V233H208ZM216 232V233H215ZM26 233V232H25ZM24 233V234H25ZM73 233V234H72ZM85 235H83V234ZM33 234L35 235L36 233H32L31 232V236H33ZM72 234V235H71ZM81 234V235H80ZM88 235V236H87ZM221 235V234H220ZM225 235V234H224ZM84 236V237H83ZM30 237V236H29ZM54 237V238H53ZM85 237H87L86 239H84ZM222 237V236H221ZM29 240V239H28ZM39 240V241H38ZM44 240V241H43ZM73 240H75L76 241V247L78 246V250L80 251V253L81 254H83V255H80L79 254V251H77V253L78 254H74V252L72 251V249L76 252V250L74 249V248H76L75 247V241H73ZM85 240V241H84ZM30 241V242H31ZM38 241V242H37ZM49 243V244H50ZM70 243H72V245L70 244ZM79 243V244H78ZM82 243V244H81ZM69 244V245H68ZM88 244L91 246H88ZM38 245V246H39ZM68 245V246H67ZM71 245V246H70ZM50 246L52 247V245L50 244ZM65 246V247H64ZM72 247H74V248H72ZM81 247H83V248H81ZM93 247V248H92ZM39 248H40V250H39ZM55 248V249H54ZM58 248H59V251H58ZM64 248V249H63ZM69 248V249H68ZM80 248V249H79ZM87 250H86V249ZM90 248H92V249H90ZM2 249V250H1ZM41 249L43 250V251H41ZM53 249H54V252H53ZM3 250H4V252H3ZM32 250V251H31ZM38 250V251H37ZM62 250H63V252H62ZM83 250V251H82ZM85 250H86V252L87 253H85ZM91 250V251H90ZM8 251V252H7ZM29 251L31 252V253H29ZM35 251V252H34ZM40 251V252H39ZM57 251V252H56ZM9 253V254H7V253ZM28 252V254H26ZM33 252V253H32ZM45 252V253H44ZM52 252L54 253V256L52 255ZM66 252V253H65ZM72 252V253H71ZM84 252V253H83ZM92 253V254H89V253ZM18 253V252H17ZM24 253V254H23ZM40 253V254H39ZM56 253V254H55ZM72 255L71 257H70V254ZM95 253V254H94ZM31 254V255H30ZM42 254V255H41ZM45 254H46V256H47V258H46V256H45ZM57 254H58V256H57ZM60 254V255H59ZM67 254V255H66ZM85 254V255H84ZM97 254V255H96ZM12 255V256H11ZM66 255V256H65ZM74 255V256H73ZM27 256V258H25V260H24V257H26ZM29 256V257H28ZM40 256V257H39ZM57 256V257H56ZM65 256V257H64ZM77 256V257H76ZM83 256V259L81 258ZM90 257L89 259H88V257ZM95 256L96 257H98V258H95ZM16 257V258H15ZM32 257V258H31ZM35 257V258H34ZM50 257H52V258H50ZM70 257V258H69ZM73 257V258H72ZM86 257V258H85ZM93 257V258H92ZM8 258H9V260H8ZM15 258V259H14ZM17 258H19V259H17ZM22 258V259H21ZM29 258V259H28ZM41 258V259H40ZM49 258V259H48ZM58 258H60L59 260H58ZM7 259V260H6ZM45 259H46V261H45ZM47 259H48V261H47ZM64 259H69L68 261H66V260H64ZM86 259V260H85ZM95 259V260H94ZM97 259H98V262H97ZM15 260H16V262H15ZM53 260V261H52ZM77 260V261H76ZM83 260V261H82ZM88 260V261H87ZM90 260V261H89ZM11 261V262H10ZM52 261V262H51ZM62 261V262H61ZM42 262H44V263H42ZM58 262H60V263H58ZM76 262H78V263H76ZM83 263V264H84ZM23 264V263H22Z\"/></svg>",
  "mask_w": 264,
  "mask_h": 264
},
{
  "label": "snow or ice",
  "instance_id": "obj_3",
  "mask_svg": "<svg viewBox=\"0 0 264 264\" xmlns=\"http://www.w3.org/2000/svg\"><path fill=\"white\" fill-rule=\"evenodd\" d=\"M155 10L151 11L150 14L144 13L139 6H137L135 0H123L118 7L113 9L105 10L103 16L97 15L83 16L74 10L71 6H64L61 8H54L50 6V3H46L45 0H37L36 7L43 14L45 23L43 25L37 24L35 27L45 28L48 32H52L54 29L49 25L48 21L52 24H66L67 31L64 33V41L61 42L60 38L57 37L55 40L49 42L46 55L49 60L54 61L55 72L52 76L60 79L76 80V91L70 98L67 94L66 88H61L58 95L64 101L65 104L72 103H83L87 102L90 97L101 89L93 84L91 81H85L80 79V75L83 73H92L93 70L105 67L107 58L103 56L102 50H91L84 51L80 45L83 44V40L80 39V29H86L93 33L95 39V33L93 29L102 28L108 25V21L112 18L114 13L122 12L125 7H128L131 13L132 9H135V15L132 16L133 21L139 17H143L145 21H151L150 23H144L141 25V33L138 37L137 43L129 49L131 56L127 53L122 54L121 58L116 61L115 67L112 69L110 82L103 85L102 88V99H103V110H112L113 99L118 100L119 108L124 109L126 106H130L135 103L137 97L132 95L130 92L131 87L139 86V82L146 78L159 79L156 76L158 72L163 74V79L170 80L176 83L173 75L168 74L165 70H162L156 63L158 58L163 56V52L160 50L165 48V44L161 40V30L166 26H171L179 23L175 15V9L170 8L172 12V18L164 16L160 18L157 12H163L164 9L160 8L159 0H154ZM259 2L264 5V0H251V2H238V0H212L207 4H202V0H195L198 7H203L206 12V19L203 20L204 27L210 32L219 31L222 29L228 30L235 39H237L241 45L245 46L249 51L253 47V41L251 32L254 27L253 13L256 11V4ZM193 0H179L176 4V8L181 6L185 9L191 8ZM215 5H222L226 9L232 11H241L243 13V20L239 22V34H237L238 21L230 16H226L223 12L216 10L213 7ZM264 14V9L261 10ZM155 17V19H153ZM148 30L151 31V35L145 39V35ZM110 38L116 42L120 41L119 29L110 33ZM199 44L197 48L192 49L190 54L180 53V60H182L187 66L191 64L189 55L195 56L196 59L201 58V54L211 49L212 45L208 42L207 38L203 33H198ZM191 47V46H186ZM170 50L171 49H166ZM255 55V54H253ZM210 61V56L208 57ZM231 63V61H229ZM264 63V61H261ZM79 65V67H77ZM243 65V62L241 64ZM259 67V65H257ZM52 76L46 77V83L41 85V88H46L51 85L53 88L59 87L58 82H53ZM195 79V73H193V80ZM166 90L172 91L173 95L177 97L176 107L169 109L173 114L179 111V100L180 93L176 90L168 88ZM191 85L185 86L184 91H190ZM147 94V93H146ZM112 115H116V111H112Z\"/></svg>",
  "mask_w": 264,
  "mask_h": 264
}]
</instances>
